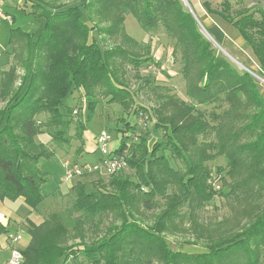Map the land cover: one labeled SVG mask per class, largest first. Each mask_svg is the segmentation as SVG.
<instances>
[{
    "label": "trees",
    "instance_id": "1",
    "mask_svg": "<svg viewBox=\"0 0 264 264\" xmlns=\"http://www.w3.org/2000/svg\"><path fill=\"white\" fill-rule=\"evenodd\" d=\"M24 1L26 6L31 3L33 13L44 14L46 23L38 35L18 26L11 29L14 63L0 70V200L22 197L33 209L45 200L48 177L40 162L54 153L49 142L70 144L74 138L68 133L73 108L67 98L75 91L85 96L89 119L98 94L109 97V103L132 105L133 97L113 73V60L125 50L104 48L115 36L137 43L126 32L128 15L135 16L146 32L164 30L174 38L191 102L164 97L154 113L166 141L152 147L146 136L152 112H136V123H126V131L133 126L139 140L127 143L123 137L114 148L130 154L134 176L99 175L102 181L96 189L77 182L73 212L80 215L68 218L53 212L40 224L32 222L31 241L21 250L22 264H69L67 259L76 250L86 264H264V97L249 72L238 71L216 53L185 0H77L55 9L42 0ZM204 7L238 30L264 75V9H257V17L244 6L234 10L228 0L216 9L205 1ZM94 33L98 40L92 38ZM21 62L26 73L20 79ZM217 103L226 107L212 112V121L198 108ZM42 114L44 120L38 118ZM84 126L81 117L77 136ZM45 133L50 141L38 142ZM161 149L184 166L176 168L166 154H159ZM221 156L226 167L218 171L226 170L229 178L224 184L229 185L226 200L243 219L228 235L215 237L208 231L204 250H173L165 232L192 227L197 240L205 237L207 229L199 222L198 211L218 194L208 183L212 175L208 163ZM156 209L161 211L154 225L144 227L137 214ZM108 214L121 224L115 222L102 237L86 241V234L98 230ZM7 232L0 221V236Z\"/></svg>",
    "mask_w": 264,
    "mask_h": 264
},
{
    "label": "rangeland",
    "instance_id": "2",
    "mask_svg": "<svg viewBox=\"0 0 264 264\" xmlns=\"http://www.w3.org/2000/svg\"><path fill=\"white\" fill-rule=\"evenodd\" d=\"M29 2V0H27ZM45 1L47 7L55 9L65 5L74 4L77 0H42ZM209 1L211 7L216 9L221 7V4L225 0H186V4L189 9L193 10L196 14L199 26L204 35L213 44L218 55L225 57L231 64L240 72L252 71V76L257 83L259 90L264 97V75L261 70L260 64L255 57L251 47L243 39L237 29L231 24L223 21L220 17L208 13L204 7V2ZM232 3L233 9H239L241 7H247L254 12L258 17L259 13L257 9H264V0H228ZM22 7H18L21 5ZM10 6L12 7V13L18 17V25L23 26L26 30L36 35L40 34L46 23V17L44 14H35L31 8V3H28L27 10H23L24 0H10ZM30 11V13H29ZM3 12V11H2ZM1 12V13H2ZM50 11H47L48 14ZM16 22V21H15ZM126 32L134 40L138 41L136 44L127 42L122 36H115L109 38L104 48H115L117 46L125 50V54H120L113 60V73L116 74L126 91L133 97L131 99L132 105L125 108L119 102L109 103V97H104L102 94H98L96 99L99 102L95 108L92 116L89 119L90 112L88 110V102L83 94L75 91L71 97L67 98L70 105L73 108V113L69 117L72 119V125L68 129V133L73 136V140L70 144L58 145L53 141L49 144L54 153L49 158H43L40 162V168L47 172L48 181L44 185V191L46 193L45 200L39 205L37 209L31 208L28 204L19 199L10 200L14 205L6 206L9 212H14L15 216H12L16 221H20L29 217V224H40L49 218L53 212H59L66 217H77L79 212H73V203L76 198L75 189L70 192L71 186L78 179H83L89 184V189L98 188L97 182L102 181L99 174L83 171L81 174H75L71 180H67V164L70 163L71 167L82 165L76 164L78 158L86 157L89 164L93 165L100 160L101 154L96 147V140L98 135L103 130L109 131L111 135L110 149L114 150L120 143H122L123 137H125L127 143L130 141H137L140 138L135 132L133 126L126 131V123L134 125L136 123V112L151 111L152 119L149 120V128L147 133L148 144L152 147L157 141H166L164 136V129H157L156 127V115L154 109H156L163 101L164 97L175 96L185 99L188 102L191 100L186 95L187 82L184 79L182 68L183 63L181 61V52L179 49L175 50V40L170 37L164 30L158 32V34H152L146 32L139 20L133 16L128 15L126 18ZM107 24H102L104 27ZM92 38L98 40L99 35L93 34ZM143 40L147 42H142ZM127 55V56H126ZM26 56L25 54L23 55ZM138 59L141 61L139 64L134 63ZM18 64V62L16 63ZM19 63V77L20 79L26 73L25 65ZM247 69H245L244 67ZM248 72V71H247ZM255 73L259 75L255 77ZM260 77V78H259ZM18 80V83L20 82ZM17 83V84H18ZM130 96V98H131ZM3 104L0 102V108ZM226 107V103H217L210 106H198L203 110L206 118L212 121V112L219 113ZM45 115H39L40 120L45 119ZM85 123L81 131V135H76L78 130V121L81 119ZM140 120V119H139ZM125 129V132L122 130ZM127 136H126V135ZM142 137V136H141ZM38 142L47 143L50 141L48 134H41L37 137ZM165 143V142H163ZM166 154L170 158L172 164L178 168L184 166L179 160L171 158L169 150L161 149L159 154ZM67 160V161H66ZM211 169V178L208 183L211 184L214 190H217L216 194L209 202L207 206L198 211L199 222L205 225L206 234L200 240L196 239L195 232L192 227L178 228L175 232H165V239L173 250L186 249L187 252H197L204 250L205 246L209 244L208 231L211 235L218 237L220 234L226 235L232 233L238 226L243 217L240 214H236L230 209L229 202L226 200L225 193L229 190V185H224L229 182V178L226 175V170L220 173L218 170L220 167H226V159L219 157L215 161L208 163ZM69 166V167H70ZM134 176V171L128 168L122 173L111 175L110 177L118 175ZM219 175L221 178H219ZM109 177V175H107ZM106 176V181L110 178ZM76 178V179H75ZM105 178V177H104ZM108 178V179H107ZM134 178V177H133ZM77 182V181H76ZM92 185V186H91ZM17 202V204H16ZM13 210V211H12ZM187 208L184 209L186 211ZM160 209L151 211H141L137 214V219L143 226H152L157 220V214L160 213ZM121 224L115 215L108 214L101 220L98 230L87 233L86 241L91 239H98L102 237L107 227L115 223ZM188 226V224H186ZM20 238L19 244L27 248L31 241V235L27 228H23L18 233ZM213 236V237H214ZM229 237V236H228ZM91 238V239H90ZM77 241H71L70 244H75ZM186 241H192L195 243L187 244ZM81 248V247H79ZM76 249H74L75 251ZM76 254H70L67 261L69 264H86L87 260L82 255L80 250L75 251ZM158 264V263H154Z\"/></svg>",
    "mask_w": 264,
    "mask_h": 264
},
{
    "label": "crops",
    "instance_id": "3",
    "mask_svg": "<svg viewBox=\"0 0 264 264\" xmlns=\"http://www.w3.org/2000/svg\"><path fill=\"white\" fill-rule=\"evenodd\" d=\"M18 7H22V4L18 5ZM27 8L29 7L24 5L23 10H27ZM2 11L3 12L0 13V70H5V69H8L14 63V54H13L14 45L10 43L11 29L16 26L21 27L24 30L26 29L23 28V26L18 25L19 20L16 14L12 13V7L10 6V0H4ZM13 18L14 20H12ZM142 42H147V41L143 40ZM50 143L51 142H49L48 145ZM76 164L85 165V164H89V162L87 158L84 156L82 158H78ZM84 177L83 179H78L76 181L77 182L81 181L83 183H86V187L89 189L90 188L89 184L87 183V181L84 180ZM76 181L71 186L70 192H72V190L74 189V186L77 184ZM43 190H44V186H43ZM18 199L23 202L22 197ZM8 203L9 205L13 204L8 199L0 200V221L7 227V230H8L7 233L0 236V264L9 263V259L11 258L12 251L14 249H20V250L25 249L23 248L24 246L19 244L20 238L18 241H13L12 236L18 235V233H20V231L23 228H27L29 230L30 228L29 223L30 221H32V220H29V217L25 218L26 216H23L22 220L16 221L14 218H12V216L16 217V214L14 212H9V210L6 209V206H8ZM13 205L14 207H16L15 204Z\"/></svg>",
    "mask_w": 264,
    "mask_h": 264
},
{
    "label": "built area",
    "instance_id": "4",
    "mask_svg": "<svg viewBox=\"0 0 264 264\" xmlns=\"http://www.w3.org/2000/svg\"><path fill=\"white\" fill-rule=\"evenodd\" d=\"M4 0H0V13L2 12ZM111 135L109 131L103 130L98 135L96 140V147L101 154L100 160L93 164H85L71 167L67 164V179L71 180L75 174H81L83 171H90L99 175H115L126 171L129 168L128 158L130 154L127 151H117L110 149ZM70 166V167H69ZM13 241H18L19 236H12ZM24 256L20 249L12 251L11 258L8 264H22Z\"/></svg>",
    "mask_w": 264,
    "mask_h": 264
},
{
    "label": "water",
    "instance_id": "5",
    "mask_svg": "<svg viewBox=\"0 0 264 264\" xmlns=\"http://www.w3.org/2000/svg\"><path fill=\"white\" fill-rule=\"evenodd\" d=\"M185 2H186V0H185ZM187 3V2H186ZM191 10V9H190ZM192 11V13H193V15H194V17L197 19V21H198V18H197V16H196V14L193 12V10H191ZM199 22V21H198ZM244 67V66H243ZM245 69H247L246 67H244ZM247 71L249 72V73H251L252 74V71L250 70V69H247Z\"/></svg>",
    "mask_w": 264,
    "mask_h": 264
},
{
    "label": "bare ground",
    "instance_id": "6",
    "mask_svg": "<svg viewBox=\"0 0 264 264\" xmlns=\"http://www.w3.org/2000/svg\"><path fill=\"white\" fill-rule=\"evenodd\" d=\"M259 75H257L256 73H255V77H258ZM260 78V77H259Z\"/></svg>",
    "mask_w": 264,
    "mask_h": 264
}]
</instances>
